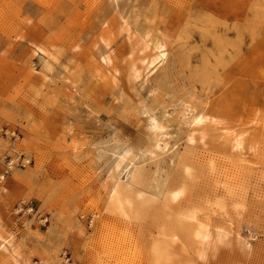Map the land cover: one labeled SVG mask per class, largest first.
<instances>
[{
    "label": "rangeland",
    "instance_id": "obj_1",
    "mask_svg": "<svg viewBox=\"0 0 264 264\" xmlns=\"http://www.w3.org/2000/svg\"><path fill=\"white\" fill-rule=\"evenodd\" d=\"M138 25L166 41L146 71L129 39ZM141 109L163 133V149L148 141L134 160L147 191L188 163L177 206L226 199L210 222L231 219L229 246L196 264H264V0H0V264H145V235L169 225L167 210L127 224L103 210L112 160L144 139Z\"/></svg>",
    "mask_w": 264,
    "mask_h": 264
},
{
    "label": "bare ground",
    "instance_id": "obj_2",
    "mask_svg": "<svg viewBox=\"0 0 264 264\" xmlns=\"http://www.w3.org/2000/svg\"><path fill=\"white\" fill-rule=\"evenodd\" d=\"M143 27L138 25L134 32L130 34L129 39L133 40L135 38L133 46L136 52L141 54L140 64L143 71H146L164 58L166 41L158 35L151 34L149 30H145ZM32 51L39 58L41 70L44 73L49 72L52 68L51 56H45L48 55L45 49L38 45H35ZM133 72L136 74L137 71L133 70ZM141 114L147 115L144 119L146 127L144 139L140 143L123 148L112 160L104 187L103 210L106 214L114 216L126 224L140 218L144 213L148 214V212L155 211L156 205H160L161 208L167 210L165 220L169 221V225L167 222H162L154 229V232L145 235L146 239L142 245L146 250L145 264H196L198 261L202 262L206 258L209 259L208 256L214 254L220 247L226 244L227 247L229 246L231 219L226 218L224 224L223 222H221L222 224L210 222L211 216L214 218L226 217L227 214L224 210L226 199L222 196H214L206 206L192 204L177 206V202L190 190H188V180L191 182L194 170L188 163L181 167V179L176 177L177 180L179 179L178 183L171 184L169 180L157 196L150 194L147 190L151 180L150 178L146 180V172L134 164V160L139 156V152H143V154L151 153L146 148L148 141L152 143L154 149H163L159 146V137L163 133L162 126L153 117H150L146 110L141 109ZM203 119L196 117L193 119L192 124L199 125L204 122ZM203 135L199 136V141L203 139ZM194 141V131H190L187 142L193 143ZM232 141L233 147L238 148L241 144L240 135H235ZM207 169L212 172L213 165L211 161H208ZM183 202L180 201V203ZM230 202L233 214L239 216V209L242 206L241 201L231 199ZM236 242L241 250L246 251L249 249V244L238 237H236ZM9 243L0 233L1 253H9L7 247Z\"/></svg>",
    "mask_w": 264,
    "mask_h": 264
},
{
    "label": "built area",
    "instance_id": "obj_3",
    "mask_svg": "<svg viewBox=\"0 0 264 264\" xmlns=\"http://www.w3.org/2000/svg\"><path fill=\"white\" fill-rule=\"evenodd\" d=\"M12 164H13V163H12L11 160L7 163L6 168L4 169V173H3V175L7 174V173L10 171V169H11V167H12Z\"/></svg>",
    "mask_w": 264,
    "mask_h": 264
}]
</instances>
